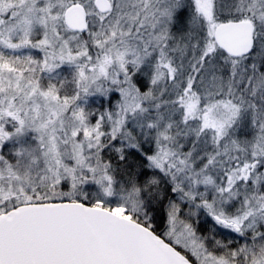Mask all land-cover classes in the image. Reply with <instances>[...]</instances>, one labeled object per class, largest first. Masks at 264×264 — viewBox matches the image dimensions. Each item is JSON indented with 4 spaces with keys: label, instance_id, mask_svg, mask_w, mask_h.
I'll list each match as a JSON object with an SVG mask.
<instances>
[{
    "label": "snow or ice",
    "instance_id": "1",
    "mask_svg": "<svg viewBox=\"0 0 264 264\" xmlns=\"http://www.w3.org/2000/svg\"><path fill=\"white\" fill-rule=\"evenodd\" d=\"M0 264H264V0H0Z\"/></svg>",
    "mask_w": 264,
    "mask_h": 264
}]
</instances>
